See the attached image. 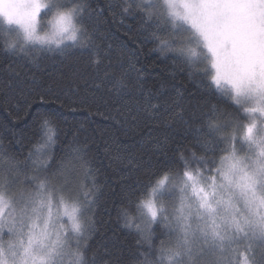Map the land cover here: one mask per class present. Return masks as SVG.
<instances>
[{
  "label": "snow or ice",
  "instance_id": "obj_1",
  "mask_svg": "<svg viewBox=\"0 0 264 264\" xmlns=\"http://www.w3.org/2000/svg\"><path fill=\"white\" fill-rule=\"evenodd\" d=\"M54 10L56 31L72 32L74 42L65 48L95 47L88 21L99 22L104 9H93L89 0H0V19L8 26L3 34L5 51L27 55L23 44L16 47L21 36L43 44L37 24ZM107 10L113 18L118 15L112 4ZM119 15L139 16L142 30L156 42L155 51L170 57L189 77L207 79L208 93H219L234 104H211L207 111L191 112L186 118L183 106L173 101L175 108L161 113L166 122L183 127V143L170 148L165 138L157 144L164 161L148 169L140 188L120 210L123 227L135 233L130 258L117 248L109 253L111 259L101 261L87 251L94 228L87 215L92 192L73 175L77 163L79 175L89 174L83 149L73 148L75 155L53 168L48 157L56 129L41 116L43 144L36 148L35 158L29 152L21 160L0 143V238L5 227L13 236L17 233L15 221L5 220L3 193L9 190L25 208L29 204L49 208L44 227L23 246L19 264H62L68 255L70 264H264V0H124ZM9 99L5 94V102ZM145 103L155 112L162 107L152 103L151 94ZM28 160L36 172L30 179ZM53 193L62 209L58 219L67 217L77 235L57 230L52 240L48 224ZM0 264H9L2 244Z\"/></svg>",
  "mask_w": 264,
  "mask_h": 264
},
{
  "label": "trees",
  "instance_id": "obj_2",
  "mask_svg": "<svg viewBox=\"0 0 264 264\" xmlns=\"http://www.w3.org/2000/svg\"><path fill=\"white\" fill-rule=\"evenodd\" d=\"M89 2L93 9H104L99 22L88 21L90 31L94 29L91 48H30L27 55L5 51L7 27L0 24V143L21 160L29 152L35 158L36 148L43 144L39 121L45 116L56 129L48 157L53 168L61 159H71L73 148L83 149L89 174L79 175L77 163L73 175L92 192L87 215L94 228L87 251L101 261L111 259L109 253L117 248L130 258L135 233L123 227L120 210L140 188L148 169L164 161L157 144L165 138L170 148L183 143V127L166 122L161 113L175 108L173 101L183 106L186 118L191 112L207 111L211 104L234 102L219 93L211 95L205 88L207 79L189 77L170 57L155 51L156 42L142 30L139 16L119 15L124 0ZM109 4L116 7L115 18L107 10ZM149 94L152 103L162 105L159 112L147 107ZM27 170L28 177L36 174L31 160Z\"/></svg>",
  "mask_w": 264,
  "mask_h": 264
},
{
  "label": "clouds",
  "instance_id": "obj_3",
  "mask_svg": "<svg viewBox=\"0 0 264 264\" xmlns=\"http://www.w3.org/2000/svg\"><path fill=\"white\" fill-rule=\"evenodd\" d=\"M60 11H67V9L62 8ZM55 15L56 12L54 10L45 20L37 24V35L45 38V42L43 44L34 41H26L23 36H21L16 47L19 48L20 45L23 44L25 49L43 48L48 50H60L65 48L67 45H71L74 42L71 39L72 32L68 31L60 33L53 27ZM77 27L79 28L80 25L77 24ZM79 35L80 33L77 32V38ZM219 179L220 178L218 177V180ZM25 186H27V181L25 182ZM3 195L7 201V207L5 208V220L8 223H11L13 220L15 221L17 233L13 236L8 232L7 227H5L3 229V237L0 238V244H2L5 250V255L9 264H12L13 260H17V264H19L18 258L23 255V246L28 244L29 237L33 232H38L40 228L44 227L49 213V208L47 206L41 208L38 204H29L25 208L24 203L20 201L19 196L15 195L12 191L5 190ZM225 198H227V194H225ZM81 199H83V196H81ZM239 207L243 209L242 202ZM33 208H37L38 211H33ZM60 211H62V209L60 207L58 194L53 193L51 203V222L48 224L52 240L55 239L57 230H60L61 232L66 230L70 235H77L74 231H72L70 221L67 217H61L58 219ZM61 223L65 225V229L60 228ZM34 225L38 227H34ZM9 239L12 241V247L9 246ZM45 243H50V241H45ZM71 243L72 247L75 248L76 240H73ZM46 250L47 249H45V251ZM71 260V255L64 256L62 264H70ZM48 264H53V262L49 261ZM57 264H59V262H57Z\"/></svg>",
  "mask_w": 264,
  "mask_h": 264
},
{
  "label": "rangeland",
  "instance_id": "obj_4",
  "mask_svg": "<svg viewBox=\"0 0 264 264\" xmlns=\"http://www.w3.org/2000/svg\"><path fill=\"white\" fill-rule=\"evenodd\" d=\"M0 24H2L3 26H5V27H8V26H6L5 24H4V22H3V20L2 19H0ZM15 26H13V28H14Z\"/></svg>",
  "mask_w": 264,
  "mask_h": 264
}]
</instances>
